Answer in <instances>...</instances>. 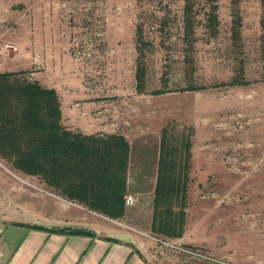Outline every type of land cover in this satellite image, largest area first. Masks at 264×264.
Returning <instances> with one entry per match:
<instances>
[{"label": "rangeland", "instance_id": "rangeland-1", "mask_svg": "<svg viewBox=\"0 0 264 264\" xmlns=\"http://www.w3.org/2000/svg\"><path fill=\"white\" fill-rule=\"evenodd\" d=\"M262 20L264 0H0V60L15 45L35 40L38 55L46 47L69 64L82 60L92 72L47 81L55 88L34 74L37 66L31 74L6 71L14 73L8 79L35 81L56 94V87L62 92L82 86L87 97L63 102L105 103V127L96 132L127 139L126 195L135 198L121 217L97 216L67 202L40 175L15 168L0 148V221L129 233L149 241L146 264H264ZM123 59L128 63L118 71L116 62ZM137 66L144 73L142 91L136 88ZM61 124L78 131L62 116ZM163 128L180 166L188 162L177 237L151 230ZM139 183L144 193H131ZM141 232L203 254L161 248Z\"/></svg>", "mask_w": 264, "mask_h": 264}, {"label": "trees", "instance_id": "trees-1", "mask_svg": "<svg viewBox=\"0 0 264 264\" xmlns=\"http://www.w3.org/2000/svg\"><path fill=\"white\" fill-rule=\"evenodd\" d=\"M261 24L264 28V20ZM13 74L0 72V148L3 155L7 154L15 168L40 175L66 199L110 218L123 216L130 152L125 136L83 134L67 129L61 124L60 101L55 90L35 81L8 79ZM135 78L137 90L142 91V71ZM169 143L168 133L163 128L151 230L177 237L183 232L188 162L180 166L176 151ZM187 146L188 142L186 160L189 158ZM28 226L61 231L42 224Z\"/></svg>", "mask_w": 264, "mask_h": 264}, {"label": "crops", "instance_id": "crops-1", "mask_svg": "<svg viewBox=\"0 0 264 264\" xmlns=\"http://www.w3.org/2000/svg\"><path fill=\"white\" fill-rule=\"evenodd\" d=\"M26 46L22 48L20 44L15 45V49L9 52L10 56L1 58L0 72L24 70L31 74L36 66L41 67V71L39 70L34 74L44 77L46 85L54 88L55 86L48 84L47 81L50 83L51 80L60 77L81 78L92 76L91 68L83 66V61L78 58H75L73 63L69 64L60 56L52 54L50 50L48 52L45 45V48H43L44 54L38 55L35 40H29ZM37 63L39 65H36ZM116 63H119L117 70L124 71V66L128 62L123 59L117 60ZM139 71H141V68L137 66L135 77ZM142 75L144 76L143 71ZM56 91L61 102L62 121L68 128L77 129L84 134L102 133L96 132V130L105 127V125H100V121L104 117L103 108L106 105L105 103L94 100L70 104L63 102V99L87 97L88 93L84 91L82 86L69 87L62 92L56 87ZM157 155L155 183L159 152ZM150 171L153 172L152 169ZM128 183L127 169V189ZM141 183H139V189L131 187L130 192L135 194L144 193L143 190L146 187ZM136 187H138V184H136ZM79 207L92 211L82 204ZM93 212L97 216H103V214L96 211ZM25 223L0 221V264H146L147 259H149V241L133 238L129 233L120 237L114 231L98 229L97 225L87 227L67 226L71 229L63 227L59 228L61 231H50L32 228ZM73 229L83 231V233L72 232Z\"/></svg>", "mask_w": 264, "mask_h": 264}, {"label": "built area", "instance_id": "built-area-1", "mask_svg": "<svg viewBox=\"0 0 264 264\" xmlns=\"http://www.w3.org/2000/svg\"><path fill=\"white\" fill-rule=\"evenodd\" d=\"M107 106H104L103 110L106 109ZM67 202H70L69 199L66 200ZM73 201V200H71ZM124 203L125 206H131L135 203V198L131 195H126L124 198ZM72 204H76L77 203H73ZM136 230V229H134ZM137 232H139L138 230H136ZM143 233L145 236L150 237V239H152L154 241V243H156L159 247L161 248H166V249H171L174 251H178V252H182L185 253L187 255H201L203 253L199 252L198 250H194L191 249L190 247H187L185 245L180 244L179 242H177L176 240H174L173 238H169V237H161L159 235H155L152 233Z\"/></svg>", "mask_w": 264, "mask_h": 264}]
</instances>
